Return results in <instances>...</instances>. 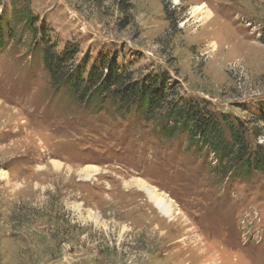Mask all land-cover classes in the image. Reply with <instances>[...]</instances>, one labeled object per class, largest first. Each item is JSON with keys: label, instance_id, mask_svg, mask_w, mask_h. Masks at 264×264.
<instances>
[{"label": "rangeland", "instance_id": "rangeland-1", "mask_svg": "<svg viewBox=\"0 0 264 264\" xmlns=\"http://www.w3.org/2000/svg\"><path fill=\"white\" fill-rule=\"evenodd\" d=\"M21 4L0 0V26L13 27L0 47V264H264V170L220 179L214 155L184 136L53 88L10 23ZM29 6L58 50L78 46L84 76L109 55L134 79L165 73L264 153V0Z\"/></svg>", "mask_w": 264, "mask_h": 264}, {"label": "trees", "instance_id": "trees-1", "mask_svg": "<svg viewBox=\"0 0 264 264\" xmlns=\"http://www.w3.org/2000/svg\"><path fill=\"white\" fill-rule=\"evenodd\" d=\"M120 2L124 4L126 0ZM11 12L10 23L15 22L22 32L29 33L32 45L38 48L53 88L64 87L76 98H87L88 102L106 97L115 110H134L141 120L154 122L163 137L184 136L189 145L206 148L214 155L217 161L214 170L220 179L231 173L250 175L255 170H264V153L251 147L244 123L233 121L228 114L211 111L204 101L176 94L167 74L159 72L134 79L109 55L84 76L82 66L75 62L78 46L66 42L58 50L45 25H35L38 18L31 11L29 0L14 5ZM10 25L0 26V47L13 31ZM259 108V120L264 122V107Z\"/></svg>", "mask_w": 264, "mask_h": 264}, {"label": "bare ground", "instance_id": "bare-ground-1", "mask_svg": "<svg viewBox=\"0 0 264 264\" xmlns=\"http://www.w3.org/2000/svg\"><path fill=\"white\" fill-rule=\"evenodd\" d=\"M136 183H140V181L138 180ZM145 187V186H144ZM147 194H148V196H149V198L153 201V202H155V204L162 210V211H164L165 213H168V211H169V209H168V206L166 205V204H164V202H159V201H157L156 200V198H157V195L156 194H152V192H147Z\"/></svg>", "mask_w": 264, "mask_h": 264}]
</instances>
